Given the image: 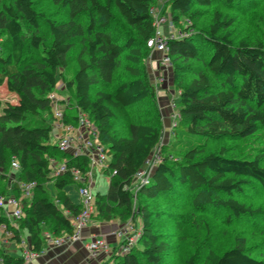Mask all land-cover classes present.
<instances>
[{"label":"trees","instance_id":"16d2710c","mask_svg":"<svg viewBox=\"0 0 264 264\" xmlns=\"http://www.w3.org/2000/svg\"><path fill=\"white\" fill-rule=\"evenodd\" d=\"M61 1L69 10L70 20L57 24L43 18L35 9L34 0H0V88L13 97L8 101L0 98V170L3 173L0 195L11 191L19 197L17 185L7 179V174L14 172L10 169L13 160L20 167L17 179L36 185L31 203L23 204V218L18 228H9L2 219L0 225H8L17 243L25 232L31 250L36 252L42 249V226L53 237L73 233V220L80 213L81 205L73 203L66 190L73 184L87 186L89 161L85 156L72 158L61 154L50 144L54 118L49 95L62 78L61 71L68 65L74 41L84 36V29L76 19L94 13L105 22L96 30L94 38L85 42V48L77 56V71L65 83L66 89L73 91L74 104L63 108L62 123H75L80 113L86 114L95 125L100 145L109 158L104 170L109 179L108 189L106 194L95 198L93 219L125 223L139 216L141 220L139 246L131 248L128 254H113L110 264H164L163 255L169 247L155 234L147 208L135 212L132 195L137 172L162 142L160 131L143 123L131 124L127 136L117 137L113 129L114 121L124 118L129 108L152 97L153 90L137 70L131 71L133 80L109 90L119 57L128 52L126 59L138 64L142 51L134 48V40L118 45L105 30L111 20L109 4L112 1L126 24L146 44L155 35L150 10L160 0H107L104 6L97 0ZM162 1L170 9L175 25L179 26L182 18L192 23L187 27L188 34L168 42L181 116L177 129L172 132L174 136L181 132L195 142L205 141L200 146L191 144L174 160L168 159L172 155L169 151L174 148L170 146L164 151L167 146H163L164 161L154 169L146 184L139 186L137 195L146 200L163 198L175 203L186 189L193 193L194 209L227 210L230 213L227 222L231 218H251L259 210L240 203L235 195L252 184H257L264 194V152L250 160L228 156L223 147L218 152L204 149L208 140L246 139L259 126L264 128V44L234 43L232 20L216 11L207 29H198L201 10L210 9L215 0ZM220 1L228 6L233 2ZM40 20L48 26L51 35L48 44L39 35ZM191 29L196 33L189 34ZM89 30L94 31L93 17ZM178 62L201 63L218 81V88H213L201 70L193 71V79L183 85L181 74L188 67L181 68ZM60 164L66 165L65 173L52 177V171ZM73 169L81 173L84 179L81 184L73 180ZM48 184L54 190V200ZM0 259L2 264L25 263L22 258L2 251ZM203 264H264V261L251 257L243 246L237 245L221 254L210 251Z\"/></svg>","mask_w":264,"mask_h":264},{"label":"rangeland","instance_id":"374dc122","mask_svg":"<svg viewBox=\"0 0 264 264\" xmlns=\"http://www.w3.org/2000/svg\"><path fill=\"white\" fill-rule=\"evenodd\" d=\"M97 1L102 6L107 3V0ZM214 3L210 9L201 10L198 29L206 30L211 24L213 12L216 11L232 20L231 32L234 43L245 41L250 45L264 44V0H233L229 6L220 0H215ZM34 6L44 19L54 21L57 24L66 23L70 20L69 10L61 0H34ZM153 8L167 19V22L158 28L161 35L180 37L186 33L187 27L192 24L187 23V20L182 18L180 25H175L171 20L170 9L162 0L155 3ZM109 13L111 20L105 30L113 37L114 42L122 46L128 40H134V48H139L142 51V57L138 64H133L126 59L128 52L119 57L109 90L113 91L122 83L133 80L132 70H137L145 76L153 90L152 97L129 108L124 118L113 122L115 136H127L131 124L143 123L154 126L161 134V149L163 146H167L164 147V151L170 146L174 148V150L169 151L173 160L181 157V153L188 149L191 144H199L198 146H200L205 140L199 139L195 142L194 139H188L181 132H176L177 134L174 136L171 131V104L174 102L177 106L179 95V91L174 86L172 64L167 67L162 66L164 55L138 39L137 32L126 24L112 1L109 4ZM92 17L93 32L89 30ZM76 20L83 27L84 36L74 41V48L68 57V65L66 69L61 71L62 78L53 91V96L56 100L58 99L57 101L61 102L64 99L72 104H74V94L72 90L66 89L65 83L70 81L77 71V56L85 48V42L93 39L96 30H100L105 22L103 18L94 13L90 16L83 14ZM194 32L196 33L194 30L189 31V34ZM39 35L45 44L51 42V35L44 20H40ZM178 65L181 68L188 67L181 74L183 85L193 79V71L201 70L210 79L213 88H218V81L201 63L191 62L185 65L178 62ZM158 78H162V81L159 82ZM0 98L4 101L13 100V97L8 95L2 87L0 88ZM72 116L73 114L69 118ZM46 119L49 120L48 117ZM168 120L169 126L166 125ZM53 142L56 143L57 138ZM221 147L227 149L228 156L252 160L264 152V128L259 126L257 131L246 139L219 142L208 140L205 142L204 150L205 152H218ZM262 164L264 166V161ZM91 172L90 180L94 185L92 193L94 195L98 192L104 194L107 190V175L103 169L98 167L93 168ZM12 174L15 177L19 175L15 171ZM1 182L2 180H0ZM73 190L71 198L77 200L76 189ZM53 192V189L50 188V194ZM132 195L135 201V212L147 208L151 213L155 234L163 239L169 247L163 255L164 264H203L205 256L210 251L221 254L237 245L243 246L251 257L264 261V194L257 184L245 187L241 194L235 195V198L252 210H259V213L251 218H231L230 222H227V218L230 216L227 210L194 209L192 207L193 193L186 189L183 190V194L175 203L163 198L153 201L146 200L138 196L135 190L132 191ZM132 224L134 225L135 246H139L138 241L141 232L139 216L135 217ZM42 232L45 238L51 234L46 226L43 227Z\"/></svg>","mask_w":264,"mask_h":264},{"label":"built area","instance_id":"2783aa9c","mask_svg":"<svg viewBox=\"0 0 264 264\" xmlns=\"http://www.w3.org/2000/svg\"><path fill=\"white\" fill-rule=\"evenodd\" d=\"M150 14L153 18V25L155 27V35L149 41H147V45L150 48L155 49L156 51L162 53L164 55L162 59V66L167 67L170 66V59L168 56L169 47L168 42L169 39L174 38L173 35L166 36L165 34L161 35L158 32V28L167 22V19L162 15H160L155 8L150 10ZM163 67V68H164ZM159 82L162 81V78H158ZM54 94L51 93L49 95V99L51 100L52 113L54 122L56 125L63 127L66 131V134L57 137V142L55 146L59 153L66 154L69 157L77 158V157H86L89 161V173L87 174L88 180L91 178V171L93 168L98 167L103 169V171L107 168L109 164L108 156L105 154V149L100 145L98 140V132L95 128V125L92 123L90 118L83 113L78 115V120L75 124H66L64 125L63 120V108L67 106L69 103L64 99L62 102H66V104H61L56 100ZM171 131H174L180 121L181 116L179 110L174 104H171ZM161 143L152 151L150 157L144 163L142 169H140L133 182H132V191L138 192L139 186L146 184L147 179L154 171V169L164 161L163 153L161 149ZM169 160H173L172 156H169ZM10 169L18 172L20 171L19 164L17 160H13L10 164ZM66 165L60 164L52 171V177H58L61 174L65 173ZM73 175V180L75 183L81 184L83 182V177L79 170L73 169L71 171ZM2 170H0V178L2 176ZM7 179L9 183H14L17 185V189L19 191V197H15L13 193L0 195V209L5 208L6 206L11 207L12 211L8 215L10 224V228H18L20 220L23 218V204L31 203L33 194L36 188L35 183H25L21 182L15 177L12 172L7 174ZM77 193L79 198L81 199V211L78 216L73 221V233L70 236H61L55 238L51 235H48L45 240L46 244L51 247H62L65 244H74L81 240L82 231L91 223L92 217L94 215L95 210V197L91 192V187L88 185H78ZM133 220H129L123 223L119 229L114 233L115 238L120 242L118 253L121 255L128 254L135 246L134 242V225L132 224ZM7 224H2L0 227L4 232L8 230ZM20 246L23 249V257L26 260L30 259H38L40 256L44 254V251L41 249L40 251H28L24 248L25 244L23 240L20 241ZM88 254L92 257L99 256L102 254H108L110 252V245L106 238L101 236L92 237L87 244ZM0 264L1 259H0Z\"/></svg>","mask_w":264,"mask_h":264},{"label":"crops","instance_id":"0c3cea01","mask_svg":"<svg viewBox=\"0 0 264 264\" xmlns=\"http://www.w3.org/2000/svg\"><path fill=\"white\" fill-rule=\"evenodd\" d=\"M70 124H75V123H70ZM166 125L169 126V120L166 122ZM64 134H66L65 129L59 125H56V123L54 122L50 144L55 145L53 140ZM87 185L91 187V192H92L94 187L93 182H91V180H88ZM50 188H52V185L48 184V189L50 190ZM74 188L76 189L75 192L77 194V200L75 199L73 200L71 198L72 197L71 192L72 191L74 192L73 190ZM107 189H108V182H107ZM106 192L104 194H106ZM11 193L13 192L8 191L6 194H11ZM66 195L76 205L81 204V199L79 198V195L77 193L76 184H73L67 188ZM98 195H103V194H100L99 192L96 193L95 195L93 194L95 198ZM51 196L52 199L54 200L55 198L54 192L51 194ZM11 211L12 208L8 206H6L3 209H0V219H2L3 221L5 220V222L7 221V223L10 224L8 215L10 214ZM122 224L123 223L117 221H112L109 223L98 222L97 220H94L92 217L91 223L82 231L81 240L74 244H65L62 247H51L47 245L44 237L45 235H43L42 232L41 248L44 251V254L40 256V258L38 259H30V260H26L23 257V253H22L23 249L19 243L14 241V239L12 238V233L9 230H7V232H4L0 227V251L9 254L15 258H22L25 261L24 264H109L111 256L117 253L119 249L120 242L115 238L114 233L119 229V227ZM43 227L44 226H42V229ZM50 235L53 236L52 234ZM99 236L106 238V240L110 245V252L108 254H102L99 256L92 257L91 255L88 254L87 244L89 243L92 237H99ZM55 238H58V236ZM21 240H23L25 244L24 248L27 249L28 251L29 250L32 251L29 245V240L25 232H22Z\"/></svg>","mask_w":264,"mask_h":264}]
</instances>
